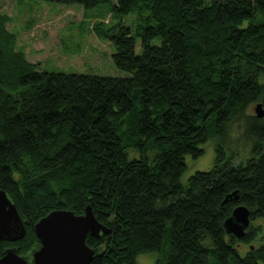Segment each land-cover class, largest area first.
Masks as SVG:
<instances>
[{
	"label": "trees",
	"instance_id": "1",
	"mask_svg": "<svg viewBox=\"0 0 264 264\" xmlns=\"http://www.w3.org/2000/svg\"><path fill=\"white\" fill-rule=\"evenodd\" d=\"M45 1L109 6L95 18L104 20L96 35L130 76L42 72L0 15V190L27 230L1 243L0 258L15 248L30 260L39 220L90 205L109 231L88 235L91 264H139L164 248L156 264H264V118L249 111L264 108V0ZM130 14L140 22L135 34L105 24ZM211 139L212 169L183 185L186 157H201ZM234 192L239 200L224 204ZM238 206L250 210L242 239L224 226Z\"/></svg>",
	"mask_w": 264,
	"mask_h": 264
},
{
	"label": "rangeland",
	"instance_id": "2",
	"mask_svg": "<svg viewBox=\"0 0 264 264\" xmlns=\"http://www.w3.org/2000/svg\"><path fill=\"white\" fill-rule=\"evenodd\" d=\"M109 6H101L92 10H84L81 6L67 7L45 0H0V15L10 18L7 28L18 36V49L25 52L30 62L39 66V70L48 73L85 74L107 77H128L130 73L120 70L113 62L116 48L107 40L98 38L95 31L96 22L102 20ZM105 24L113 27L119 23L129 26L133 33H137L139 20L137 14L118 18L108 15ZM136 53L141 55V42ZM153 45H161L160 39H155ZM250 113L255 115L254 105ZM234 142L240 138L239 131L234 130ZM235 147L238 145L233 144ZM204 154L199 158L186 157L187 169L181 178L183 185H187L191 176L197 172L212 169L215 160V142L209 140L200 147ZM137 149H128L130 159L136 155ZM140 152L139 150H137ZM248 153V145L243 148ZM148 155L153 159L156 150H149ZM239 160V159H238ZM258 224V222H255ZM261 224H264V220ZM263 244L255 242L256 247ZM238 252L242 257L248 253L245 244L240 245ZM165 248L161 253L141 254L137 258L139 264H156L159 257L165 256ZM29 262H33V254Z\"/></svg>",
	"mask_w": 264,
	"mask_h": 264
},
{
	"label": "water",
	"instance_id": "3",
	"mask_svg": "<svg viewBox=\"0 0 264 264\" xmlns=\"http://www.w3.org/2000/svg\"><path fill=\"white\" fill-rule=\"evenodd\" d=\"M255 113L258 118H264L261 103L256 105ZM238 200V192H234L226 197L224 204ZM250 223V210L238 206L224 226L227 234L242 239ZM34 229L41 246L33 253V262L20 256L15 248H8L0 258V264H91L95 252L87 245L88 235L99 237L109 233L97 220L90 205L82 215L69 210L53 211L39 220ZM26 233L24 220L16 205L5 191L0 190V245L3 241L16 243Z\"/></svg>",
	"mask_w": 264,
	"mask_h": 264
},
{
	"label": "flooded vegetation",
	"instance_id": "4",
	"mask_svg": "<svg viewBox=\"0 0 264 264\" xmlns=\"http://www.w3.org/2000/svg\"><path fill=\"white\" fill-rule=\"evenodd\" d=\"M30 263H32V262H30Z\"/></svg>",
	"mask_w": 264,
	"mask_h": 264
}]
</instances>
